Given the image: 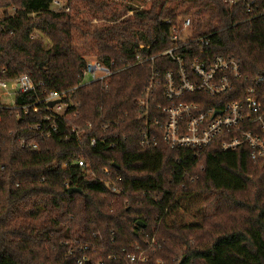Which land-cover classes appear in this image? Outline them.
Here are the masks:
<instances>
[{"label": "trees", "instance_id": "16d2710c", "mask_svg": "<svg viewBox=\"0 0 264 264\" xmlns=\"http://www.w3.org/2000/svg\"><path fill=\"white\" fill-rule=\"evenodd\" d=\"M78 1L68 0L63 11L52 9L54 0H0L2 77L29 75L35 85L16 96L15 109L0 104V264L5 245L15 243L43 247L38 262L14 252L17 264H264L245 231L205 247L202 228L168 224L175 199L212 192L211 158L163 142L166 116L156 106L165 99L152 101L148 113L138 103L150 85L152 57L154 71H176L169 56L159 55L172 45V28L189 16L193 36L210 37L212 55L238 58L244 75L239 99L190 97L222 108L256 87L264 115V80L253 84L264 76V0H152L146 9L140 0H125L122 11L117 0H81L84 10ZM87 19L105 22L87 28ZM76 36L91 38L94 48L79 53ZM89 56L111 72L104 81H84ZM52 92L65 95L67 108L54 115L56 130L42 137L34 127L50 129L46 104L27 115L19 107ZM147 130L156 143L143 147ZM22 140H35L39 149L22 148ZM249 153L238 155L245 186L224 192L239 208L256 212L264 235V159L254 163Z\"/></svg>", "mask_w": 264, "mask_h": 264}, {"label": "built area", "instance_id": "2783aa9c", "mask_svg": "<svg viewBox=\"0 0 264 264\" xmlns=\"http://www.w3.org/2000/svg\"><path fill=\"white\" fill-rule=\"evenodd\" d=\"M229 3L235 5L237 1L229 0ZM251 5L252 3L246 4L248 12H252ZM60 10L68 11V8L63 5ZM190 26V18H184L180 25L174 26L170 34V49L159 55L169 56L177 65L176 71L160 74L154 71V61L157 57L150 59L153 61L151 81L138 100L140 107L148 113L152 101H167L164 106L158 103L156 111L160 116H166L162 127V140L171 149L205 151L210 157L216 154L242 156L248 149L249 157L254 163L263 160L264 115L261 113L262 104L256 87L248 88L244 99L228 102L222 108L214 102L208 105L202 99L190 97L200 95L210 100L239 99L243 95L240 83L244 80L240 60L234 56L212 55L208 50L210 37H194ZM139 47L143 49L144 45L140 44ZM138 60V63L144 61L140 57ZM5 72V69L0 70V101L4 100L0 104L15 109L16 96L34 90L35 85L29 75L10 80L2 77ZM98 72L102 75L97 76ZM86 75L90 76L87 82L90 83L104 81L111 72L96 60L94 63H88L84 81ZM263 78V75H258L253 84L259 86L263 83ZM64 98L63 93L52 92L44 99L23 105L19 109L27 115L37 113L39 104H46L50 115L45 118V123H49L50 129L43 130L40 125L34 129L39 131L42 137H49L56 130L54 115L63 116L66 112ZM52 102L56 104L50 107ZM155 143L154 135H150L148 130L145 131L141 145L148 147ZM20 145L30 151L39 149L35 140H22ZM84 165L83 161L78 162L79 167ZM65 167L64 165L63 168ZM137 258L142 262L146 261L144 257ZM130 261L136 262V256H131Z\"/></svg>", "mask_w": 264, "mask_h": 264}, {"label": "rangeland", "instance_id": "374dc122", "mask_svg": "<svg viewBox=\"0 0 264 264\" xmlns=\"http://www.w3.org/2000/svg\"><path fill=\"white\" fill-rule=\"evenodd\" d=\"M80 1L74 2V4H78L84 10L85 5ZM121 1L126 3L125 0H117L116 7L122 11L123 6ZM151 1L140 0L138 4L141 8L146 9L150 6ZM170 1L172 5L179 4L178 0ZM67 2L68 0H54L52 9L60 10L63 5L67 6ZM4 11H0V19L3 18ZM7 11L9 14H13L14 8H9ZM131 14V12L126 13L127 16ZM185 18L190 17L185 16ZM104 22V20L89 21L87 19L86 27H98ZM191 29L192 25L190 26ZM36 35L41 36L38 32H36ZM75 45L77 51L82 54L94 48L93 41L88 37L81 39L79 36H76ZM88 62L94 63L96 59L93 56H89ZM96 75L101 76L102 73L98 72ZM89 78L90 76L86 75L85 81L89 82ZM0 102L3 103L4 100L1 99ZM208 157L211 158L212 163L211 181L214 185L212 192L198 196L182 195L175 199L176 204L171 208L168 224L177 223L202 228L205 247H209L220 236L245 231L255 240L258 249L264 255V235L260 233L257 227L255 221L256 212L251 209L239 208L229 199L227 193L224 192L245 186L243 158L233 154ZM5 249V256L1 264H17L14 258V252L16 251H21L27 258L35 262L40 261L43 254L42 246L28 243L6 244Z\"/></svg>", "mask_w": 264, "mask_h": 264}, {"label": "water", "instance_id": "95a60500", "mask_svg": "<svg viewBox=\"0 0 264 264\" xmlns=\"http://www.w3.org/2000/svg\"><path fill=\"white\" fill-rule=\"evenodd\" d=\"M56 103L52 102L50 103V107H53ZM69 193H73V192H80V190L76 189V188H70L68 190Z\"/></svg>", "mask_w": 264, "mask_h": 264}]
</instances>
